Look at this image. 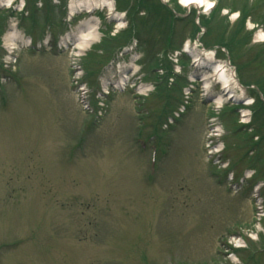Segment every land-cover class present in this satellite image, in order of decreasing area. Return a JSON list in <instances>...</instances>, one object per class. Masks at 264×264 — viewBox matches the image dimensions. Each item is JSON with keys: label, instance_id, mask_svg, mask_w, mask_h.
I'll list each match as a JSON object with an SVG mask.
<instances>
[{"label": "rangeland", "instance_id": "rangeland-1", "mask_svg": "<svg viewBox=\"0 0 264 264\" xmlns=\"http://www.w3.org/2000/svg\"><path fill=\"white\" fill-rule=\"evenodd\" d=\"M71 1L0 0V264H264V0Z\"/></svg>", "mask_w": 264, "mask_h": 264}, {"label": "bare ground", "instance_id": "bare-ground-1", "mask_svg": "<svg viewBox=\"0 0 264 264\" xmlns=\"http://www.w3.org/2000/svg\"><path fill=\"white\" fill-rule=\"evenodd\" d=\"M100 1L98 0H80L79 2L71 1L69 3V10L70 14L73 13L74 11H77V9H89L90 6H97V4L100 6ZM10 2V0H9ZM107 5L108 7H112V2L111 0H104V5ZM180 4L183 6H195V7H205L207 9L208 6L212 4L211 1L207 0H180ZM95 6V7H96ZM103 6V5H102ZM112 9V8H111ZM96 21L94 19H87L78 27V31L74 35V47L75 49L78 50H84L87 49L88 46L92 43V41L96 38V32L98 29H96ZM120 25V24H119ZM117 27H119L117 25ZM121 27V26H120ZM18 37V33L15 31L14 28H12V31H8L7 34L5 35L4 41L8 45H13L15 46V40ZM260 40H264V32H260L259 35L257 36ZM73 37H71L70 40H72ZM185 46V45H184ZM188 48V44L185 46ZM196 60V59H194ZM213 72L219 77V81L221 82L222 88L224 89H229L231 88V84L233 83V80L228 78L227 73H226V68L225 65H218L214 67ZM206 80V78H204ZM124 80V79H123ZM122 83V81H121ZM206 83V81H205ZM208 85V82L206 83ZM205 89L207 86H204ZM227 100V97L223 99L222 94L216 98V103L219 104L218 106L220 107L224 101Z\"/></svg>", "mask_w": 264, "mask_h": 264}]
</instances>
